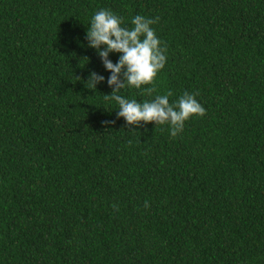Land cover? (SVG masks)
Instances as JSON below:
<instances>
[{"label":"trees","instance_id":"16d2710c","mask_svg":"<svg viewBox=\"0 0 264 264\" xmlns=\"http://www.w3.org/2000/svg\"><path fill=\"white\" fill-rule=\"evenodd\" d=\"M100 8L158 17L153 91L119 94L196 93L175 137L85 86ZM0 264H264V0H0Z\"/></svg>","mask_w":264,"mask_h":264},{"label":"clouds","instance_id":"9594fccd","mask_svg":"<svg viewBox=\"0 0 264 264\" xmlns=\"http://www.w3.org/2000/svg\"><path fill=\"white\" fill-rule=\"evenodd\" d=\"M157 20L158 17L137 13L131 17L132 27L129 28L123 25V18L113 11L105 8L95 11L87 25L85 40L87 46L96 50L108 75L105 77L103 73L92 70L84 84L94 91L100 82L106 81L112 90L104 99L118 104L116 117H123L127 125H140L141 122L167 124L170 135L175 137L186 120L193 115L202 116L205 113V108L196 99V93L186 90L171 103V92L142 101L119 94V90L126 85L141 89V85L150 84L163 68L166 48L151 27ZM112 52L118 53L115 62L110 59ZM141 90L148 94L153 91L152 88ZM103 123L111 124L114 121Z\"/></svg>","mask_w":264,"mask_h":264}]
</instances>
